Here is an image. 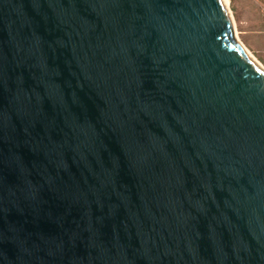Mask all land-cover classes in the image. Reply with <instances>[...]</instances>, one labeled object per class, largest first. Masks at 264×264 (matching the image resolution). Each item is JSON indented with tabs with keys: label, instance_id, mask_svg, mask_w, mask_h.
Instances as JSON below:
<instances>
[{
	"label": "water",
	"instance_id": "water-1",
	"mask_svg": "<svg viewBox=\"0 0 264 264\" xmlns=\"http://www.w3.org/2000/svg\"><path fill=\"white\" fill-rule=\"evenodd\" d=\"M0 264H264V68L225 0H0Z\"/></svg>",
	"mask_w": 264,
	"mask_h": 264
},
{
	"label": "rangeland",
	"instance_id": "rangeland-1",
	"mask_svg": "<svg viewBox=\"0 0 264 264\" xmlns=\"http://www.w3.org/2000/svg\"><path fill=\"white\" fill-rule=\"evenodd\" d=\"M236 35L264 67V0H227Z\"/></svg>",
	"mask_w": 264,
	"mask_h": 264
},
{
	"label": "bare ground",
	"instance_id": "bare-ground-1",
	"mask_svg": "<svg viewBox=\"0 0 264 264\" xmlns=\"http://www.w3.org/2000/svg\"><path fill=\"white\" fill-rule=\"evenodd\" d=\"M225 2L227 3V0H225ZM247 52H248V51H247ZM248 54L253 58L254 61H256V63H257L258 65H260L261 67H263V66L258 62V60L250 54V52H248ZM263 68H264V67H263Z\"/></svg>",
	"mask_w": 264,
	"mask_h": 264
}]
</instances>
